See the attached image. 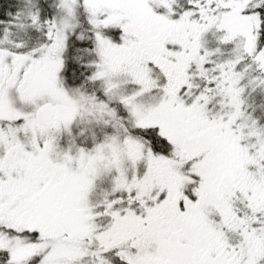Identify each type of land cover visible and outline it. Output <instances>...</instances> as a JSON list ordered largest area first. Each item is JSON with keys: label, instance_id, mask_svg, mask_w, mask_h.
Segmentation results:
<instances>
[{"label": "snow or ice", "instance_id": "snow-or-ice-1", "mask_svg": "<svg viewBox=\"0 0 264 264\" xmlns=\"http://www.w3.org/2000/svg\"><path fill=\"white\" fill-rule=\"evenodd\" d=\"M0 264H264V0H0Z\"/></svg>", "mask_w": 264, "mask_h": 264}, {"label": "rangeland", "instance_id": "rangeland-1", "mask_svg": "<svg viewBox=\"0 0 264 264\" xmlns=\"http://www.w3.org/2000/svg\"><path fill=\"white\" fill-rule=\"evenodd\" d=\"M209 40H210V47H211V46H214V45H212V44H211V40H212V38H211V37H209Z\"/></svg>", "mask_w": 264, "mask_h": 264}]
</instances>
